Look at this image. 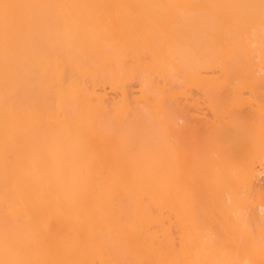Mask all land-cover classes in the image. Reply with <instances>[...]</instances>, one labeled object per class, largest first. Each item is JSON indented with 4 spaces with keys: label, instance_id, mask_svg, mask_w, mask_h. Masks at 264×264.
<instances>
[{
    "label": "bare ground",
    "instance_id": "bare-ground-1",
    "mask_svg": "<svg viewBox=\"0 0 264 264\" xmlns=\"http://www.w3.org/2000/svg\"><path fill=\"white\" fill-rule=\"evenodd\" d=\"M258 258L264 0H0V264Z\"/></svg>",
    "mask_w": 264,
    "mask_h": 264
},
{
    "label": "rangeland",
    "instance_id": "rangeland-1",
    "mask_svg": "<svg viewBox=\"0 0 264 264\" xmlns=\"http://www.w3.org/2000/svg\"><path fill=\"white\" fill-rule=\"evenodd\" d=\"M127 88L129 89V91L132 90V92H134L135 89H136V87H133V86H128ZM128 89H127V91H128ZM133 90H134V91H133ZM107 92H109V94L112 95L111 92H110L108 89H107ZM130 92H131V91H130ZM110 95H109L108 97H111ZM112 96H113V95H112ZM113 97H114V96H113ZM109 100H111V98H110ZM252 202H253V201H252ZM252 202H251V204L254 203V202H253V203H252ZM254 204H255V203H254ZM254 207H255V205H254ZM254 207H253V205L251 206V208H252L253 210L249 208V209H250L249 214H251V213L253 212L255 215L258 213V216H259V214H261V211L259 212V209H260V208L258 209V211H257V208H256V210L254 211ZM255 215H252V216L255 217ZM251 231H252V230H251ZM217 232H218V231H217ZM252 232H254V230H253ZM221 233H222V232H221ZM221 233H220V235H219V233H218V235H217L216 232H215V234L217 235V240H218V236H219V237L221 236V238H222L223 236H225V235L227 234V233H226V234H225V233L221 234ZM250 233H251V232H250ZM215 234H214V235H215ZM255 234H256V232H255ZM250 235H251L252 237L254 236L253 233L250 234ZM227 237H228V235H227ZM227 237L225 236V238H224L223 241H221V239L219 238V239H220V240H219V241H220V246H221V243H222V242L225 243V242L227 241V242H226L227 244H226V243H225L226 245L224 244V245H225V248H224V251H223L224 254H225V253L228 254V252H230L231 250H234L233 247L235 248V246L232 245L231 241L229 240V241H230V242H229V241L227 240V239L229 238V237H228V238H227ZM226 238H227V239H226ZM253 238L256 239V236L253 237ZM222 239H223V238H222ZM228 243H230L231 245L228 244ZM227 245L230 246V247L232 246V247H231L232 249H229V247H227ZM236 249H237V248H236ZM225 250H226V251H225ZM239 250H240V249H238V251H239ZM238 251H237V253H236V254H237V255H236L237 257L240 255V254H239L240 252H238ZM240 251H241V250H240ZM238 254H239V255H238ZM258 259H259V260H258V261H254L253 264H264V262H262V261H263L262 259H261V260H260V258H258ZM255 260H257V259H255ZM244 261L246 262V260H244Z\"/></svg>",
    "mask_w": 264,
    "mask_h": 264
}]
</instances>
